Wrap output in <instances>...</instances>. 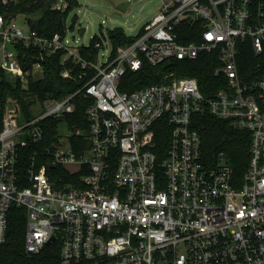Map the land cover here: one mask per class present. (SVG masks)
I'll return each mask as SVG.
<instances>
[{
  "label": "built area",
  "instance_id": "obj_1",
  "mask_svg": "<svg viewBox=\"0 0 264 264\" xmlns=\"http://www.w3.org/2000/svg\"><path fill=\"white\" fill-rule=\"evenodd\" d=\"M68 5L59 0L54 7ZM184 20L202 21L200 39H179ZM141 30L115 53L101 36L94 55L89 45H73L68 29L44 36L0 13L1 68L27 84L30 76L43 77L44 53L63 52L62 76L77 78L79 69L84 80L65 96L37 98L31 114L15 99L6 108L0 245L16 205L27 209L26 251L37 253L54 237L57 264H264V0H163ZM18 44L41 51L33 70L24 69ZM201 53L216 55L220 81L209 95L193 76L121 89L127 71L141 69L144 60L158 65ZM81 92L91 102L87 145L79 151L67 121L55 129L46 123L73 113ZM200 113L249 132L243 182L225 152L206 159ZM161 127L168 139L162 156ZM58 165L83 171L81 184L51 176Z\"/></svg>",
  "mask_w": 264,
  "mask_h": 264
},
{
  "label": "trees",
  "instance_id": "obj_2",
  "mask_svg": "<svg viewBox=\"0 0 264 264\" xmlns=\"http://www.w3.org/2000/svg\"><path fill=\"white\" fill-rule=\"evenodd\" d=\"M58 1L18 0L5 5L0 0V13L6 17L14 16L15 18L19 15H24L31 29L38 31L41 35L52 36L55 32L64 33L68 29V15L71 10L80 5L79 0H66L69 5L67 9L62 10L54 7ZM254 1L258 2L261 0ZM72 28H74V25L71 26ZM203 29L204 26L201 20H197L194 23L184 20L177 27L179 39L185 43L200 39ZM141 33L142 30L137 35H128L122 26L109 29L108 37L112 44L113 53H115L118 46L133 43ZM101 38V36L95 35L90 45L87 46L94 55L99 51L98 48H95V44ZM18 52L25 70L32 69L34 62L42 55L40 50L28 49L22 44H18ZM62 54L63 52L55 54L44 53V75L37 80L30 76L28 87L24 86L20 78H16L17 81L13 83L7 76V70L0 67V130L3 128L4 110L11 100L15 99L21 105L23 112L31 114L30 106L37 98L42 100L51 96L62 97L77 90L82 85L84 80L78 78L79 69L74 71L77 78H65L62 76L61 72L64 68L61 65ZM216 64L215 53H201L196 59L171 58L158 65H152L147 60H144L141 69L127 71L122 80L121 89L133 91L155 83L169 81L174 77L193 76L198 79L201 89L209 95L211 90L218 87L220 81V77L215 74ZM75 102L76 109L73 113L63 119L50 120L46 124L50 128L55 129L60 122L67 121L70 130L74 132V145L77 150L82 151L87 145L84 133L88 132L90 126L87 108L91 99L86 98L84 93L81 92L77 94ZM197 121V125L203 129V150L206 159L216 157L221 151L225 152L227 161L234 168L237 182H243L251 157L249 152V132L235 129L228 121L216 118L209 113H200ZM156 136V140L161 147L160 155L162 156L168 145L167 134H165L163 127L157 131ZM24 167L25 169L27 168V163ZM48 171L51 176L59 174L66 181L71 177L76 184H81L83 181V171L71 173L66 167L60 165ZM26 226L27 209L16 205L12 206L9 212L8 238L5 243L0 245V264H57L60 258V247L58 244L54 246L46 245L37 253L26 251Z\"/></svg>",
  "mask_w": 264,
  "mask_h": 264
},
{
  "label": "rangeland",
  "instance_id": "obj_3",
  "mask_svg": "<svg viewBox=\"0 0 264 264\" xmlns=\"http://www.w3.org/2000/svg\"><path fill=\"white\" fill-rule=\"evenodd\" d=\"M80 5L71 10L67 17L68 36L73 45H90L95 35L106 36L107 51L112 44L108 37V30L122 26L128 35H137L144 25L153 19L161 10L163 0H79ZM15 20L24 28L30 29L24 15H19ZM74 28L71 29V26ZM84 31L82 32V30ZM105 50H102L104 54ZM2 52L0 49V66ZM9 79L15 83L16 77L11 71H6ZM42 75L37 71L36 77ZM24 86H28L23 82ZM11 103L8 102L7 107ZM1 111V106H0ZM7 113V110H4ZM64 133L68 130L67 124L61 126Z\"/></svg>",
  "mask_w": 264,
  "mask_h": 264
},
{
  "label": "water",
  "instance_id": "obj_4",
  "mask_svg": "<svg viewBox=\"0 0 264 264\" xmlns=\"http://www.w3.org/2000/svg\"><path fill=\"white\" fill-rule=\"evenodd\" d=\"M84 31V29L82 30V32ZM54 243H55V238L53 237L50 241H49V245L50 246H53L54 245Z\"/></svg>",
  "mask_w": 264,
  "mask_h": 264
}]
</instances>
